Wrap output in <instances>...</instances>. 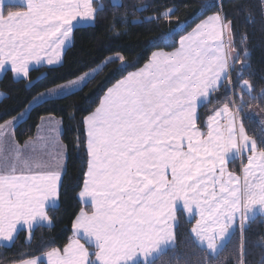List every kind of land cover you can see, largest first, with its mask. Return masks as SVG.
Listing matches in <instances>:
<instances>
[{
  "label": "snow or ice",
  "instance_id": "1",
  "mask_svg": "<svg viewBox=\"0 0 264 264\" xmlns=\"http://www.w3.org/2000/svg\"><path fill=\"white\" fill-rule=\"evenodd\" d=\"M201 7L216 11L179 36L175 50L152 52L133 71L123 56L105 61L120 60L118 71L127 74L81 119L84 135L76 143L86 170L78 198L86 209L73 222L70 242L44 253L47 264H159L158 256L178 246L180 211L195 221L187 243L202 253L183 264H223L219 254L237 230L235 264H248L247 230L257 213L264 222V139L247 134L243 113L252 100L264 103V87L254 95L252 74L245 78L249 36L240 16L246 24L258 20L264 32V0H243L232 16L222 5ZM151 8L121 0H0V77L32 85L31 66L62 63L78 26L94 27L101 13L125 9L109 30L122 25L126 34L159 18L142 16ZM172 14L169 9L160 15ZM98 71L69 79L33 102L82 91ZM260 80L264 84V76ZM221 90L223 101L217 97L212 114L202 117L201 102L213 103ZM17 119L0 124V241L6 243L15 242L21 228L31 233L37 224H51L48 212L59 200L65 170L55 123L48 121L47 136L21 144L8 132ZM236 160L242 175L228 168Z\"/></svg>",
  "mask_w": 264,
  "mask_h": 264
},
{
  "label": "trees",
  "instance_id": "2",
  "mask_svg": "<svg viewBox=\"0 0 264 264\" xmlns=\"http://www.w3.org/2000/svg\"><path fill=\"white\" fill-rule=\"evenodd\" d=\"M100 2L107 4L108 0ZM121 2L129 6L151 3L152 8L143 12L142 16L159 18L150 23L145 22L131 27L126 34L125 28L121 25L114 30L121 33L117 36L114 31L109 30V25L113 23L114 15L123 14L125 9H120L118 12L116 9H109L101 13L94 27H77L74 30V46L71 44L65 51L60 66L33 69L30 73L32 85H29L26 80H13L9 75L0 78V92L3 95L0 100V124L18 117L29 108L26 118L14 128L15 142L22 144L29 138H33L40 119L51 116L61 120V142L66 149V166L61 179L58 206L48 212L52 219L51 227H37L30 236L20 232L15 242L9 247L0 246V264H20L23 260L44 255L53 247L63 248L69 243L73 222L81 209L85 208L78 200V193L84 179L83 173L86 170L84 150L76 143L77 137L82 139L84 135L81 119L94 110L108 88L127 74L118 71L122 63L120 60L109 62L106 66L105 61L109 57L123 56L126 61L134 64V67L128 69L133 71L146 63L152 52L175 50L179 36L191 31L196 23L216 11V7H213L205 12L201 7L202 4L222 5L225 12L232 16L236 13V5L243 0H121ZM169 9L174 13L170 17L160 15L168 12ZM127 10L131 11V7ZM136 15L141 16L140 13ZM240 21L241 30L246 27L249 36L248 51L251 67L245 73V78H250L249 73L252 74L251 82L256 85L254 95H259L261 87H264L260 80V77L264 76V32L261 31L258 20L254 25L246 24L241 15ZM236 39L239 42V35ZM98 66L102 67L82 91L77 90L75 94L31 105L33 98L40 93L54 89L57 85L69 79H75ZM217 97L223 101V90L212 98L213 103L206 102L199 108L198 111L202 117L212 114V109L217 106L215 103ZM245 100H248V97H245ZM256 112L264 114V103H261L259 99L252 100L248 104L243 113V122L251 138L264 139L262 128L252 117ZM241 167L239 160L228 164L229 170L236 174H240ZM177 219L179 221L178 246L175 251L167 249L158 256L159 264H183L185 260H196L202 257L198 249L187 243L188 230L195 221L187 220L182 211L177 212ZM246 235L248 264H260L261 258L264 257V248H262L264 222H261L260 216L248 228ZM238 237L239 230L221 250L218 259L223 264H235Z\"/></svg>",
  "mask_w": 264,
  "mask_h": 264
},
{
  "label": "crops",
  "instance_id": "3",
  "mask_svg": "<svg viewBox=\"0 0 264 264\" xmlns=\"http://www.w3.org/2000/svg\"><path fill=\"white\" fill-rule=\"evenodd\" d=\"M100 1H101V0H100ZM78 27H80V26H78ZM84 27H85V26H84ZM70 45H71V44H70ZM70 45H68V47L65 49V51L70 47ZM177 47H178V46H177ZM65 51L61 53L62 60H63V55H64ZM61 64H62V63H58V64H55V65H47V64H44L43 66L33 64L31 67H32V70H33V69H38V68H55V67L60 66ZM0 78H1V77H0ZM18 80H22V79H18ZM115 84H116V83H115ZM115 84H114V85H115ZM62 96H64V95L54 96V97H52V98H42V99H38V100H35L36 102H33L31 105H35V104H37V103H39V102H42V101H44V100H49V99L59 98V97H62ZM2 98H3V95H2L1 92H0V100H1ZM205 103H206V101L201 102V105L199 106V108H200L203 104H205ZM29 107H30V106H29ZM199 108H198V110H199ZM28 109H29V108H27V110H25L21 115L18 116V119L15 121L14 125H12V126H10V127L8 128V132L10 133V139H11L12 141H15L14 136H13L14 128L17 126L18 123H20L21 121H23V120L26 118L27 113H28ZM50 120L53 121V122L55 123L56 129H57L56 139H57V140L60 142V144L62 145V151H63V154H64V159H62V160L60 161V163H61V165H62V166L64 167V169H65V166H66V149H65V146L63 145V143L61 142V134H62V124H61V120H59V119H57V118H55V117H51V116L41 118L40 121H39V124H38V126H37V128H36L35 135H34L33 138H37V139H38V138L41 137V136H47V135H48V133H47V128H48V121H50ZM9 146L11 147L12 145L10 144ZM49 151L54 153V151H55L54 147H50ZM64 172H65V170L62 172V176H63ZM240 174L242 175L241 172H240ZM61 179H62V178H61ZM78 200H79V203H80L83 207H85V209H86V206L82 203V201H81L79 198H78ZM57 206H58V202H57L55 208H56ZM182 212H183V211H182ZM79 213H80V212H79ZM183 213H184L186 219L189 220V221H191V218L187 216L186 212H183ZM258 216H260L259 213H257V217H258ZM51 225H52V222H51V224L49 225L48 222L45 221V222H42V223L37 224L36 226H34V229L37 228V227H46V228H49V227H51ZM34 229H33V230H34ZM33 230H32V231H33ZM20 232H25V233H27V234L30 236V233H29L25 228H21V229H19L18 233H20ZM74 232H75V230H74L73 225H72V236H71V239L74 237ZM18 233H17V234H18ZM17 234H16V236H17ZM28 239H29V238H28ZM69 242H70V241H69ZM11 244H12V243H6V242H3V241H0V246H1V247H9ZM37 258H39V260L42 262V264H47V257H46L45 255H41L40 257H37ZM20 264H21V263H20Z\"/></svg>",
  "mask_w": 264,
  "mask_h": 264
},
{
  "label": "rangeland",
  "instance_id": "4",
  "mask_svg": "<svg viewBox=\"0 0 264 264\" xmlns=\"http://www.w3.org/2000/svg\"><path fill=\"white\" fill-rule=\"evenodd\" d=\"M101 67L102 66H99V70H100ZM252 117L259 123L260 127L262 128V130L264 132V114L260 113V112H256V113H253Z\"/></svg>",
  "mask_w": 264,
  "mask_h": 264
}]
</instances>
